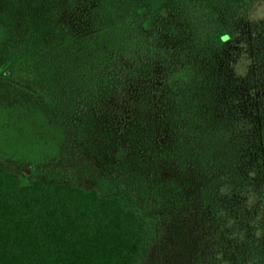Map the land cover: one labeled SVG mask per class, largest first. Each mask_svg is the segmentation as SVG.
Listing matches in <instances>:
<instances>
[{
    "label": "trees",
    "instance_id": "1",
    "mask_svg": "<svg viewBox=\"0 0 264 264\" xmlns=\"http://www.w3.org/2000/svg\"><path fill=\"white\" fill-rule=\"evenodd\" d=\"M177 1L63 0L1 43L0 107L63 139L0 158V264H264V0Z\"/></svg>",
    "mask_w": 264,
    "mask_h": 264
},
{
    "label": "rangeland",
    "instance_id": "2",
    "mask_svg": "<svg viewBox=\"0 0 264 264\" xmlns=\"http://www.w3.org/2000/svg\"><path fill=\"white\" fill-rule=\"evenodd\" d=\"M63 0H0V45L9 37H30L38 25L40 13L56 15L61 11ZM153 6L163 4L161 13L177 21L185 22L186 7L179 5L177 0H142ZM57 3V4H56ZM250 15H264V1L250 11ZM63 139L62 130L46 120L39 113H26L20 109L0 107V158L11 159L24 163V169L30 174L35 164L55 157L59 144ZM110 151L107 150L108 153ZM99 189L103 193L112 191L111 187L101 182ZM171 239V238H170ZM182 246V248H181ZM172 251L166 246L161 250L163 264H184L187 250L184 243L171 244Z\"/></svg>",
    "mask_w": 264,
    "mask_h": 264
},
{
    "label": "snow or ice",
    "instance_id": "3",
    "mask_svg": "<svg viewBox=\"0 0 264 264\" xmlns=\"http://www.w3.org/2000/svg\"><path fill=\"white\" fill-rule=\"evenodd\" d=\"M221 39L224 41H227L229 39V37L225 35V36L221 37Z\"/></svg>",
    "mask_w": 264,
    "mask_h": 264
},
{
    "label": "water",
    "instance_id": "4",
    "mask_svg": "<svg viewBox=\"0 0 264 264\" xmlns=\"http://www.w3.org/2000/svg\"><path fill=\"white\" fill-rule=\"evenodd\" d=\"M27 173H29V170L28 169H25Z\"/></svg>",
    "mask_w": 264,
    "mask_h": 264
}]
</instances>
